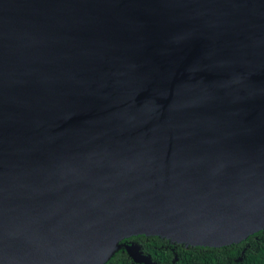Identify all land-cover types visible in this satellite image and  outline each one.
<instances>
[{"label": "water", "instance_id": "obj_1", "mask_svg": "<svg viewBox=\"0 0 264 264\" xmlns=\"http://www.w3.org/2000/svg\"><path fill=\"white\" fill-rule=\"evenodd\" d=\"M263 228L264 0H0V264Z\"/></svg>", "mask_w": 264, "mask_h": 264}, {"label": "trees", "instance_id": "obj_2", "mask_svg": "<svg viewBox=\"0 0 264 264\" xmlns=\"http://www.w3.org/2000/svg\"><path fill=\"white\" fill-rule=\"evenodd\" d=\"M136 244L155 264H264V228L244 240L219 248L169 244L158 237L143 235L121 238L103 264H140L133 262L124 246Z\"/></svg>", "mask_w": 264, "mask_h": 264}]
</instances>
